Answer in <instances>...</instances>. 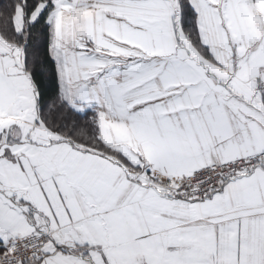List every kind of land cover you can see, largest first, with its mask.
<instances>
[{
  "label": "snow or ice",
  "instance_id": "obj_1",
  "mask_svg": "<svg viewBox=\"0 0 264 264\" xmlns=\"http://www.w3.org/2000/svg\"><path fill=\"white\" fill-rule=\"evenodd\" d=\"M0 264H264V0H0Z\"/></svg>",
  "mask_w": 264,
  "mask_h": 264
}]
</instances>
